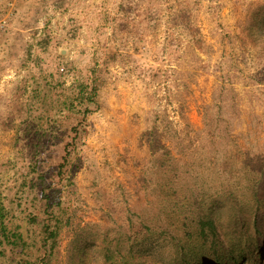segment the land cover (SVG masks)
Masks as SVG:
<instances>
[{
	"label": "rangeland",
	"instance_id": "374dc122",
	"mask_svg": "<svg viewBox=\"0 0 264 264\" xmlns=\"http://www.w3.org/2000/svg\"><path fill=\"white\" fill-rule=\"evenodd\" d=\"M263 12L264 0H0V205L15 224L41 210L39 188L80 120L59 112L95 73L73 185L60 192L74 224L99 234L144 220L171 161L196 178L213 160L242 174L264 166V47L250 27ZM48 124L38 153L30 139ZM135 248L170 252L157 239Z\"/></svg>",
	"mask_w": 264,
	"mask_h": 264
},
{
	"label": "trees",
	"instance_id": "16d2710c",
	"mask_svg": "<svg viewBox=\"0 0 264 264\" xmlns=\"http://www.w3.org/2000/svg\"><path fill=\"white\" fill-rule=\"evenodd\" d=\"M182 18L192 39L201 44L190 12ZM250 27L264 47V12L259 19L254 17ZM100 77L95 73L90 85H78L72 97L62 101L59 113L71 111L80 120L68 130L73 136L63 144L53 182L39 188L41 210L22 212V221L15 224L16 216L0 205V264H256L264 255L261 164L243 165L242 174L226 160H213L212 169L217 170L196 178L171 161L159 176L158 210H151L144 220H131L127 226L99 234L74 224L73 215L63 208L60 192L73 185L78 166L75 155L82 144L79 131L85 128L90 106L95 104ZM39 126L30 139L38 153L50 143L51 124L47 129ZM151 239L168 242V255L138 254L136 245Z\"/></svg>",
	"mask_w": 264,
	"mask_h": 264
},
{
	"label": "built area",
	"instance_id": "2783aa9c",
	"mask_svg": "<svg viewBox=\"0 0 264 264\" xmlns=\"http://www.w3.org/2000/svg\"><path fill=\"white\" fill-rule=\"evenodd\" d=\"M64 71V68H61V72H63Z\"/></svg>",
	"mask_w": 264,
	"mask_h": 264
}]
</instances>
